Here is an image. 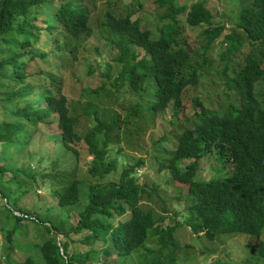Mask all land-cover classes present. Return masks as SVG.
<instances>
[{
    "label": "trees",
    "instance_id": "1",
    "mask_svg": "<svg viewBox=\"0 0 264 264\" xmlns=\"http://www.w3.org/2000/svg\"><path fill=\"white\" fill-rule=\"evenodd\" d=\"M42 1L0 0V105L10 102L15 105L7 109L11 115L0 119L1 145L20 147L28 139L30 125L42 127L51 132L55 144L71 154L74 161L88 165L89 175L81 179L75 175V169L66 184L49 193L48 199L56 198L50 204L65 206L78 202L81 182L87 185V201L68 230L59 221L32 215L19 205L6 214L7 218L11 214L18 226L20 220L30 219L46 227L48 235L36 243L44 263L182 264L176 232L182 224L193 235L209 240L221 233L261 235L264 104L256 92L264 89V0H238L233 27L226 22L214 23L213 12L205 0L189 6L174 4L173 0H157L160 4L170 2L160 16L170 19L158 25L157 35L140 23L141 16L134 14L129 6L121 8L111 1L97 19H91L90 10L77 0H59L52 18H43V23L37 24V18L30 12ZM180 14H185L183 18L189 28H200L197 36L187 32L177 17ZM98 26L106 27L115 36L110 39L120 51L117 60L121 69L115 76V87L118 89L128 81L133 90H140L144 78L151 77L153 97L147 106L153 112L168 105L176 115L183 111L185 89L197 85L202 75L213 68L216 59L211 53L216 40L225 44L218 53L224 64L215 73L223 77L224 87L219 94L227 93L226 98L216 108H209L195 95L192 98L195 122L180 132L170 148L164 147L169 154L158 162V169L167 171L165 188L170 189L174 184L182 187L174 194L176 198L182 197V207L174 206L170 211L163 196H159L162 211L144 205L143 200L157 192L161 184H143L137 179L136 171L143 164V157L122 163L123 153H119L122 148L115 142L120 139L122 123L126 121H121L117 112L108 120L100 118L97 108L87 105L84 112L95 114L96 122L79 130V114L70 111L62 76L44 72L36 64V59L44 60L48 54L44 45L51 44L61 57V64L70 69L84 46V40L78 39L88 37ZM36 39L40 40L42 49L34 45ZM33 61L37 69L28 70ZM105 83L92 88V94L97 95ZM14 115V120H7ZM113 146L115 154H112ZM88 154L92 159L85 158ZM212 154L220 159L223 168L229 169L221 175L198 178L200 158ZM184 159L187 161L181 165ZM121 164L117 180L102 179L108 172L119 170ZM12 168L14 181L26 184L37 180L30 168L21 165ZM6 169L8 166L0 163V176ZM12 231L13 228L7 229L8 239ZM57 232L67 238L71 232L79 233L83 248L69 252L67 239L58 240ZM233 251L236 252L235 248ZM110 254L117 259L109 260ZM131 256L133 261L129 262ZM256 258L264 263L263 241ZM222 259L225 258H216L212 264H225ZM19 264H37V261L27 255Z\"/></svg>",
    "mask_w": 264,
    "mask_h": 264
},
{
    "label": "rangeland",
    "instance_id": "2",
    "mask_svg": "<svg viewBox=\"0 0 264 264\" xmlns=\"http://www.w3.org/2000/svg\"><path fill=\"white\" fill-rule=\"evenodd\" d=\"M109 1L113 5L119 4L121 8L129 6L135 12L134 14L141 16L140 23L149 27L154 35L159 32L158 25L170 19L160 17L168 9L169 1L160 4L157 0H140L141 3L138 0H77V3L90 10L91 19H97L99 14L106 9ZM195 1L198 0H173L174 4H185L186 6ZM57 2L59 0H44L33 6L30 13L37 18V24H42L43 18H52L53 11L58 5ZM205 3L213 12L212 21L214 23L226 22L227 26L233 27L234 17L239 9L238 0H205ZM184 15L180 14L177 17L191 36H197L200 28L198 26L193 29L189 28L183 18ZM111 37L115 36L106 27L98 26L88 37L79 38L78 41L84 40V46L79 49L77 58L74 59L70 69L61 64V57L57 55L58 52L52 50L51 44L44 45L48 54L45 55L44 60L36 59V64H39L44 72H53L62 76L63 91L66 94L70 111L79 114V130L87 129L96 122L95 114L84 112L87 105L97 108L96 114L100 118L108 120L111 114L117 112L120 120L126 121L122 123L120 139L115 142L122 148V151H119L123 153L122 163L143 157L144 162L136 171L137 179L143 184L151 182L161 184L157 192L143 200L144 205L152 206L157 212L162 211L159 196H163L170 211L174 206L182 207V197L176 198L174 195L182 187L174 184L170 189L165 188L167 185L164 178L167 176V171L164 168L159 170L158 162L169 154L164 147L170 148L176 142L180 132L195 122L196 113L192 100L195 95H198L202 99L201 102L209 108H216L226 98L227 93L219 94L224 87L223 77L219 78L215 73L224 64V61L219 59L218 53L225 44L222 40H216L211 53V56L216 59L213 68L202 75L197 85L185 89L182 95L184 110L176 115L169 105L162 111L149 110L147 103L153 97L151 77L144 78V87L140 90H133L128 81H125L118 89L115 87V76L121 69V64L117 60L120 51L110 39ZM34 45L41 49L43 47L39 39L35 40ZM34 62L28 70L37 69ZM105 81V86L99 89L97 95H93L92 88L102 87ZM27 85L30 86V84ZM256 94L264 104V89H258ZM0 106L4 107L0 109L1 119V117L11 115L7 109L15 105L10 102L6 106L4 104ZM195 107L196 110L200 109L199 105ZM15 118L14 115L13 118L8 117L7 120ZM50 133L42 127L35 128L30 125L28 139L20 147L2 146L3 142L0 141V163L8 166V169L0 176V264H19L27 255L34 257L37 264H45L36 243L48 235V230L43 224L30 219L20 220L19 226L15 225V219L11 214L9 218L6 217L7 213L13 211V206L19 205L32 215L38 214L39 217L55 223L59 221L63 229L68 230L76 221L78 211L87 201V185L81 182L78 202L65 206L50 204V201L56 198L48 199L49 193L54 188L66 184L72 177L71 172L77 170L75 175L77 174V177L81 179L89 176L87 175L88 165L85 162L81 165L74 161L71 154L55 144ZM115 153L117 151L113 146L112 154ZM206 156L200 158L201 168L198 178L201 176L206 179L212 174L221 175L229 169L227 166L223 168V164L219 158H216V155L215 157L214 154ZM85 158L90 160L92 155L88 154ZM186 161L187 159H184L181 165ZM17 165L32 169L36 173L37 180L26 184L23 181L12 180V167ZM122 166L123 164L119 166V170L108 172L102 179L117 180ZM44 172L48 174L41 175ZM51 173L57 175H51ZM24 190L27 193H23ZM18 197L19 199L15 201ZM15 212L18 211L15 210ZM167 221L168 218L165 219V222ZM10 228H13V231L11 238L8 239L6 232ZM176 232L181 244L179 257L184 261V263L181 262L182 264H212L216 258L221 257L225 258L222 259L225 264H264L256 258L261 241L264 242V230L257 237H248L240 233H228L229 235L221 233L222 235L212 240L193 235L190 228L184 224ZM79 235V233L71 232V237L67 238L61 232H57V239L60 241L67 239L68 251H77L84 246ZM185 244L189 245L184 246ZM234 248L236 252L233 251ZM107 258L111 261L117 259L114 254H110ZM132 258V256L129 257L128 261H133Z\"/></svg>",
    "mask_w": 264,
    "mask_h": 264
}]
</instances>
